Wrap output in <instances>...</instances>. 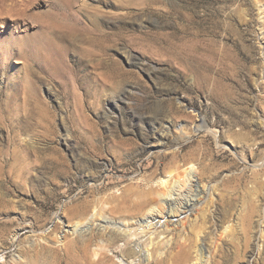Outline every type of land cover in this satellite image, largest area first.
I'll return each instance as SVG.
<instances>
[{"label": "rangeland", "instance_id": "rangeland-1", "mask_svg": "<svg viewBox=\"0 0 264 264\" xmlns=\"http://www.w3.org/2000/svg\"><path fill=\"white\" fill-rule=\"evenodd\" d=\"M191 161L208 195L154 240L164 264L196 232L204 264H261L264 0H0V264L117 262L71 208L137 216Z\"/></svg>", "mask_w": 264, "mask_h": 264}, {"label": "bare ground", "instance_id": "bare-ground-1", "mask_svg": "<svg viewBox=\"0 0 264 264\" xmlns=\"http://www.w3.org/2000/svg\"><path fill=\"white\" fill-rule=\"evenodd\" d=\"M232 11L238 14L237 7H233ZM254 69L255 68L252 67L249 69L251 74ZM240 108H245V105L242 104ZM199 121L201 123L200 125L204 126L205 121L203 117L200 118ZM195 153L196 149H193L192 152H190V154L193 155ZM261 169L262 168H258L257 171L260 172ZM206 172V166H199L192 161L189 162V165L183 169L182 173L180 174L179 172L174 179V182L172 181V185L168 179H161L158 183L161 189H157L156 197L149 202L150 204H148L146 209L142 208L143 210H138L139 215L131 216L130 218L124 217L121 220H116L100 210H95L91 214H87V204H79L77 207H72L73 214L80 216L81 219L79 218L80 220L78 219L76 222H72L73 224L71 223V234L73 235L71 238L74 240L79 237L83 238L86 236L88 230H90L89 224L93 223L94 225L97 220H101L97 224V226H99L97 230L101 231L100 234H104L105 230L108 229L110 232L108 233L109 239L106 243H101L99 247L95 248L92 252V256L97 257V259L103 258L107 261H112V257H110L107 252H109L114 243L123 242L124 248L121 251V256H117L118 261H112V264H131L129 261L135 259L139 262L141 260L147 262L154 260L157 264H164L167 259L170 262V257L162 256L170 242V238H166V234L165 239H161L157 242H154V240L159 238L161 234H165L166 230L170 228V225L178 222L179 219L175 218L182 213L188 217L187 215L192 213L196 207L203 202L204 198L208 195V187L202 183ZM28 173L29 170L26 167L21 166L16 176L18 178L22 177V179L18 181L16 177H13V180L16 184L19 183L22 185L25 181L30 180V174L27 175ZM58 217L60 218V216ZM174 220L177 221L175 222ZM181 221L179 222L183 224ZM144 223L146 224L145 227L163 226V231H160L158 235L156 234L152 238L153 231H149V229L146 233H148L152 239L150 238L149 243H145V246H141V238L145 231L142 230L139 232L138 230L144 229ZM262 233H264V228L262 229ZM200 236V232H196L192 242L180 245L178 251L173 256L171 264L216 263V256L219 253V248L216 247L213 254L208 253V251L206 252L203 238ZM260 239H263L262 248H259L256 258L261 264H264V234H260ZM58 241L59 240H55L53 243H57ZM243 245L242 249L245 251L248 247H251V250L254 249L252 245H249L248 240ZM149 246H151V248H149ZM250 257H252V254H247V261L250 260Z\"/></svg>", "mask_w": 264, "mask_h": 264}]
</instances>
